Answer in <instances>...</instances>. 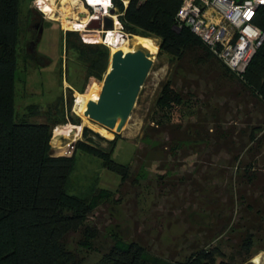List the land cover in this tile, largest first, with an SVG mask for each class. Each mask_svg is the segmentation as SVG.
<instances>
[{
    "label": "rangeland",
    "instance_id": "rangeland-1",
    "mask_svg": "<svg viewBox=\"0 0 264 264\" xmlns=\"http://www.w3.org/2000/svg\"><path fill=\"white\" fill-rule=\"evenodd\" d=\"M47 1L57 11L55 22L42 20L28 0L20 4L14 76L16 117L26 115L30 106L34 110L29 123L46 122V112L53 114L50 121L65 127L55 130L53 139L67 134L51 144L53 156H71L75 143L82 140V128L93 133L87 136L92 146L104 152L110 149L106 141L116 136L110 158L129 169V179L119 185V178L101 168L99 160L74 152L66 192L89 198L102 189L114 195L93 210L85 222L97 232L93 249L78 248V235L68 238L67 249L80 264H97L111 245L110 235H115L126 243H139L148 255L166 262H182L192 251L205 246L220 245L224 254H231L226 227L210 211L216 214L221 204H228L238 193L253 192L257 196L264 188L262 107L242 92L214 60L196 63L187 57L177 65L167 55L157 56L152 51V43L157 48V38L127 35L117 29L113 46L104 45L109 55L112 51L125 54L138 46L152 58L125 124L118 134L112 133L83 117L75 104L77 95L85 103L96 101L102 80L93 85L91 81L86 83L83 93H78L84 70L75 55L63 47L67 31L80 41L83 37L99 45H103L102 34L88 28L90 22L83 31L69 30L71 25L67 24L73 16L66 9L69 1ZM26 9L32 12L31 24L24 19ZM114 14H118L116 9ZM167 80L182 100L163 119L155 109V101ZM60 107L62 115L57 113ZM157 122L166 123L160 127ZM176 140L181 141L180 148L173 152L170 148ZM254 259L256 264H264V248L253 249L248 261L236 264H255Z\"/></svg>",
    "mask_w": 264,
    "mask_h": 264
},
{
    "label": "trees",
    "instance_id": "trees-1",
    "mask_svg": "<svg viewBox=\"0 0 264 264\" xmlns=\"http://www.w3.org/2000/svg\"><path fill=\"white\" fill-rule=\"evenodd\" d=\"M22 1L0 0V264H80L76 255L67 249L68 238L78 235L76 246L92 250L97 232L85 222L89 214L106 204L114 193L98 189L89 198H79L66 192L74 152L99 160L101 168L119 178V185L129 179V169L110 158L116 136L106 141L110 149L104 152L92 146L87 136L93 133L82 128V140L75 143L71 156H53L50 153L52 131L59 125L50 121L53 114L46 112V122L29 123L34 110L30 106L26 115L16 117L14 76ZM179 5L180 0H128L123 8L117 0L113 2L123 33L157 38V48L153 43L151 48L157 56L165 54L177 65L187 57L196 63L217 62L187 29L174 28ZM31 15V10L26 9V24L32 23ZM253 25L264 33V7L256 11ZM63 41L64 50L73 53L84 70L83 85L77 90L82 94L86 83L91 81L93 85L103 80L109 50L103 45L81 43L71 32L64 33ZM218 64L228 78L264 110V39L240 78ZM181 100L171 80H167L160 88L155 109L161 113V118H168L165 113L180 105ZM57 113L63 114L62 107ZM165 123L157 122L160 127ZM144 138L148 139L146 134ZM251 141H255L254 136ZM180 142L174 141L170 149L178 150ZM245 178L251 182L248 176ZM217 209L216 214L213 210L210 213L226 227V244L231 249L228 256L220 245L205 246L192 251L182 262H166L148 255L137 242L126 243L110 235L111 245L97 264H236L248 261L253 249L264 248V188L258 190L257 196L253 192L238 193Z\"/></svg>",
    "mask_w": 264,
    "mask_h": 264
},
{
    "label": "built area",
    "instance_id": "built-area-1",
    "mask_svg": "<svg viewBox=\"0 0 264 264\" xmlns=\"http://www.w3.org/2000/svg\"><path fill=\"white\" fill-rule=\"evenodd\" d=\"M28 1L42 20L47 22L57 20L55 6L47 0ZM117 1L125 8L128 0ZM74 2L80 5L76 3L72 5L71 2L66 5L68 12L73 15L70 21L79 22V12L83 11L87 17L85 28L88 22L100 23L107 17L111 19L112 27L116 22L118 29H121L117 14L113 16L108 14L109 10H114L115 13L114 0H74ZM260 7H264V0H180L174 16V28L187 29L218 63L235 77L240 78L264 39V33L253 25L255 13ZM105 32L107 31L100 30L101 43L102 40L104 41ZM80 38L83 43L88 42L83 37Z\"/></svg>",
    "mask_w": 264,
    "mask_h": 264
},
{
    "label": "water",
    "instance_id": "water-1",
    "mask_svg": "<svg viewBox=\"0 0 264 264\" xmlns=\"http://www.w3.org/2000/svg\"><path fill=\"white\" fill-rule=\"evenodd\" d=\"M109 16L114 10H109ZM90 29L110 31L112 21H92ZM151 56L141 48L122 54L115 51L109 56L108 69L101 82L96 101H87L82 116L95 124L118 134L129 116L137 94L151 67Z\"/></svg>",
    "mask_w": 264,
    "mask_h": 264
},
{
    "label": "bare ground",
    "instance_id": "bare-ground-1",
    "mask_svg": "<svg viewBox=\"0 0 264 264\" xmlns=\"http://www.w3.org/2000/svg\"><path fill=\"white\" fill-rule=\"evenodd\" d=\"M64 1V0H63ZM65 1H67V0H65ZM69 2H71L72 3V5H74L75 3L76 4H78V5H80L78 2H74V0H68ZM95 6V5H94ZM46 10V9H45ZM106 13H107V11H106ZM79 15H80V19H79V22H71V23H68L67 25L69 26V25H71V27H70V29L69 30H71V31H75V32H80V31H83L84 29H85V26H84V24L86 23V15H85V13L83 12V11H80L79 12ZM59 18V17H58ZM65 20H66V16H64L63 17ZM62 18V19H63ZM62 19L60 18V20L62 21ZM68 20V19H67ZM62 23V22H61ZM117 29H118V25L116 24V22L114 23V25H113V29L112 30H110V31H107V32H105L103 35H105V38H104V41H103V43L105 44V45H107V46H113V42H116L117 41V39H116V37H115V33L117 32ZM121 53H122V51H121ZM123 54V53H122ZM75 104L77 105V106H79V109H80V111L83 113V111L85 110L84 109V106H85V100L83 99V97L82 96H80V95H77V99L75 100ZM63 129H65V127H55L54 128V130L52 131V136H53V134H54V131L55 130H63ZM67 134L66 133H63L61 136H59V137H57V139H53V137H52V142H53V144H54V141H58V139H60V138H63V137H65ZM258 261V260H257ZM253 263H255L256 264V259H254L253 260Z\"/></svg>",
    "mask_w": 264,
    "mask_h": 264
}]
</instances>
